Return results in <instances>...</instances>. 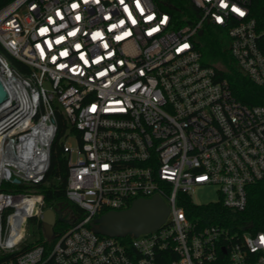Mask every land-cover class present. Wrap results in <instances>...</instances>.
Returning a JSON list of instances; mask_svg holds the SVG:
<instances>
[{
  "label": "built area",
  "instance_id": "built-area-1",
  "mask_svg": "<svg viewBox=\"0 0 264 264\" xmlns=\"http://www.w3.org/2000/svg\"><path fill=\"white\" fill-rule=\"evenodd\" d=\"M186 1L181 18L155 0H13L0 9V255L19 252L45 213L44 195L29 188L50 170L58 113L68 125L66 196L84 212L64 207L67 231L4 264H264V230L232 232L186 211L197 189L214 186L213 203L244 212L249 187L264 180V106L236 99L198 42L216 29L237 69L264 88V30L255 0ZM155 196L170 208L157 231H92L102 214Z\"/></svg>",
  "mask_w": 264,
  "mask_h": 264
},
{
  "label": "trees",
  "instance_id": "trees-1",
  "mask_svg": "<svg viewBox=\"0 0 264 264\" xmlns=\"http://www.w3.org/2000/svg\"><path fill=\"white\" fill-rule=\"evenodd\" d=\"M13 0H0V9L6 6ZM161 7L162 3L173 4L178 9L173 12L178 18L185 10L186 0H155ZM253 16L257 20L259 28L264 30V0H255L253 6ZM182 24H185L183 22ZM200 52L202 54V62L207 66L216 67L219 78L226 80L231 88V91L236 99L249 106H264V88L254 85L246 76H244L236 67L234 60L231 58L227 49V42L223 37L215 39L213 48L207 51ZM13 64L22 71H28L27 67L17 60L13 59ZM59 132L54 142L51 154V167L46 175V179L38 185L28 187L35 192L44 195L46 209H57L60 205L69 208L73 213L83 217V210L71 204L66 196L67 181H68V164L65 158L63 143L66 135L68 125L65 116L58 113ZM27 187L16 185L17 191H24ZM248 206L244 212L231 213L221 202L209 204H193L189 203L186 207L189 218L202 220L205 223L216 225H223L232 232L241 228H249L253 233H258L264 230V180L254 184L248 189ZM30 224L35 227V231L22 245L21 250L14 254L0 255V264H4L11 258H16L25 252L33 249L36 246L46 243L44 237V229L41 220L32 219ZM61 232L56 235L64 233L70 228L67 223H62ZM57 226V225H56ZM55 226V227H56ZM56 230V229H55ZM31 238V239H30Z\"/></svg>",
  "mask_w": 264,
  "mask_h": 264
},
{
  "label": "water",
  "instance_id": "water-1",
  "mask_svg": "<svg viewBox=\"0 0 264 264\" xmlns=\"http://www.w3.org/2000/svg\"><path fill=\"white\" fill-rule=\"evenodd\" d=\"M203 31L199 33L203 35ZM5 91L0 84V103L5 99ZM20 183V181H16ZM64 206L60 205L57 209H46L41 218L43 227L54 233L57 221H63L62 212ZM170 213L169 206L160 196L152 199H138L129 208L123 210H111L91 223V229L97 235L111 238H137L140 235L151 234L160 229L166 222ZM48 240H51L46 237Z\"/></svg>",
  "mask_w": 264,
  "mask_h": 264
},
{
  "label": "rangeland",
  "instance_id": "rangeland-1",
  "mask_svg": "<svg viewBox=\"0 0 264 264\" xmlns=\"http://www.w3.org/2000/svg\"><path fill=\"white\" fill-rule=\"evenodd\" d=\"M221 38L219 33L216 29L210 28L206 31L205 35L198 38L199 42V50L204 51L205 53L213 48L214 40ZM48 86V85H47ZM69 146L73 149H76L79 145L75 139H70L68 141ZM76 155H73V159H75ZM218 194H217V188L214 186L205 187V188H199L196 190L194 194H192V201L195 204L202 205V204H209L216 202L218 200ZM64 222L57 221L56 227H54V233L51 230H48L46 227H43V233L48 236V238L53 239L57 233L63 231L62 227ZM28 238L32 235V233L35 231V227L31 224L28 225ZM56 229V230H55ZM31 239V238H30ZM47 241L48 239L45 238Z\"/></svg>",
  "mask_w": 264,
  "mask_h": 264
},
{
  "label": "flooded vegetation",
  "instance_id": "flooded-vegetation-1",
  "mask_svg": "<svg viewBox=\"0 0 264 264\" xmlns=\"http://www.w3.org/2000/svg\"><path fill=\"white\" fill-rule=\"evenodd\" d=\"M63 221H64V223H67V224H69V220H67V218L65 217V218H63Z\"/></svg>",
  "mask_w": 264,
  "mask_h": 264
}]
</instances>
